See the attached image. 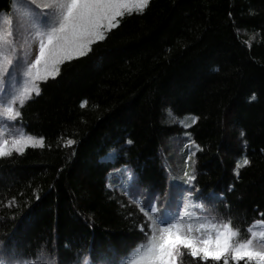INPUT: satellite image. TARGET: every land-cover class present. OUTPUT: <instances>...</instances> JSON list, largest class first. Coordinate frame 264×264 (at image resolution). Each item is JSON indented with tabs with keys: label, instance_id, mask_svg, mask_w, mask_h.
<instances>
[{
	"label": "trees",
	"instance_id": "1",
	"mask_svg": "<svg viewBox=\"0 0 264 264\" xmlns=\"http://www.w3.org/2000/svg\"><path fill=\"white\" fill-rule=\"evenodd\" d=\"M18 110L44 139L0 159L6 262H126L150 203L156 218L230 219L240 238L264 220V0H150ZM187 251L177 264H213Z\"/></svg>",
	"mask_w": 264,
	"mask_h": 264
},
{
	"label": "snow or ice",
	"instance_id": "2",
	"mask_svg": "<svg viewBox=\"0 0 264 264\" xmlns=\"http://www.w3.org/2000/svg\"><path fill=\"white\" fill-rule=\"evenodd\" d=\"M149 4L150 0H15L13 8L20 15L17 31H13L7 20L0 27V89H8L0 92V159L13 153L22 155L28 147H43V137L21 133L6 138L3 130L13 126L5 122L20 117L17 104L22 107L33 93L40 94L38 82L55 79L60 65L85 56L94 43L103 41L118 26L126 13L142 14ZM20 36H24L22 43L17 40ZM34 43L38 44L35 55ZM18 47L23 49L21 53ZM17 76L22 78V83H17ZM66 143L71 145L74 141L69 139ZM248 163L244 159L243 164ZM183 175L189 185L186 197H191L195 187L192 181L196 177L187 171ZM133 202L139 204L138 200ZM140 210L149 221L150 234L145 233L144 240L129 251L126 262L122 260L121 264H177L180 248L187 249L193 260L199 258L202 262L264 264V227L256 230L249 226L247 236L240 238L239 229L232 226L230 219L217 220L215 216L193 219L181 206H177L172 219L167 218L168 210L160 218L150 215L156 211L151 203L148 211L143 207ZM252 224L264 226V220H255ZM254 238L259 239V246L254 244ZM0 264H27V261L14 257L6 262L0 257ZM83 264H89L86 257Z\"/></svg>",
	"mask_w": 264,
	"mask_h": 264
},
{
	"label": "rangeland",
	"instance_id": "3",
	"mask_svg": "<svg viewBox=\"0 0 264 264\" xmlns=\"http://www.w3.org/2000/svg\"><path fill=\"white\" fill-rule=\"evenodd\" d=\"M14 3H15V0H14ZM6 20L11 22V26L13 28V31L16 32L17 31V25L20 22V15L17 13V11L14 8H12V11L11 12L0 15V27H4L5 26V21ZM25 27H27V26L25 25ZM24 36H27V32L26 31L24 32ZM24 36L17 37L18 43H22L23 42ZM22 51H23V49L18 47V53H21ZM32 53H33V55L38 54V44H35V43L32 44ZM49 79H52V78H49ZM49 79H47V80H49ZM16 81H17V83H22V78L19 77V76H17L16 77ZM46 81H39L38 82L39 88H40V84L41 83H44ZM7 90H8L7 88L0 89V92H4V91H7ZM34 96H36V95L33 93L32 96H31V99ZM31 99H29V100H31ZM29 100H26L25 103L27 101H29ZM16 107L18 109L19 108V105L17 104ZM14 122L15 121L5 122L8 125H13V126H10V127L3 128V130L5 132V137L6 138L8 136H10V135H17V134H21V133L24 134V132L17 125H15ZM113 179H114L115 182H118L121 179V175L120 174H118V175L115 174V175H113ZM261 227H264V226L255 225L254 228L256 230H259ZM259 243H260L259 239L258 238H254V244H256L257 246H259ZM1 254H0V257H2Z\"/></svg>",
	"mask_w": 264,
	"mask_h": 264
}]
</instances>
